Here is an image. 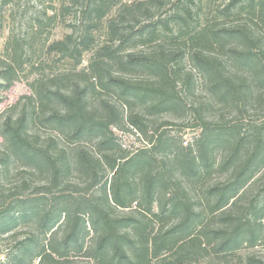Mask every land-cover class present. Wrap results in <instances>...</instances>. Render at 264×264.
Instances as JSON below:
<instances>
[{"label": "trees", "instance_id": "16d2710c", "mask_svg": "<svg viewBox=\"0 0 264 264\" xmlns=\"http://www.w3.org/2000/svg\"><path fill=\"white\" fill-rule=\"evenodd\" d=\"M119 1L62 0L61 12H75L80 25L47 51L69 69L39 77L27 105L0 120V232L25 218L41 226L13 251L0 250V264H72L74 254H84L87 264H205L209 250L220 259L245 255L247 264H264L254 252L238 254L264 245V199L250 195L264 177V120L244 137L234 122L264 112V0H229L224 13L250 15L232 27L198 25L201 0H175L163 19L157 10L171 0ZM103 28L107 41L96 44ZM175 42L185 46L173 48ZM188 45L208 78L214 119L206 123L197 108L204 128L198 149L169 157L156 172L149 147L123 150L114 128L129 124L145 134L151 112L177 105L168 85ZM136 68L154 79L126 76ZM100 90L117 93V101H93ZM41 116L54 130L43 138L32 129ZM156 141L164 143L161 136ZM218 143L227 149L221 158ZM215 166L224 174L210 181ZM72 171L88 182L86 190L69 186ZM37 175L46 181L27 192ZM88 226L93 236L86 245Z\"/></svg>", "mask_w": 264, "mask_h": 264}, {"label": "rangeland", "instance_id": "374dc122", "mask_svg": "<svg viewBox=\"0 0 264 264\" xmlns=\"http://www.w3.org/2000/svg\"><path fill=\"white\" fill-rule=\"evenodd\" d=\"M126 1L128 0H120L119 4L121 5ZM174 1L171 0L164 8L157 10L158 16H156V19L158 17L163 19L169 16L172 13L171 4ZM201 1L202 5L198 9L200 17L196 21L198 25L209 22L217 23L222 27H232L249 19L248 16L250 15L246 12L230 15L224 13L222 10L229 0ZM61 3L62 0H0V120L5 115L19 113L18 111L25 107V104L27 105L25 96L32 94V85L39 77H52L69 69V64L66 61H59L58 55L54 52L50 54L47 51L48 46L52 42L63 39L80 25L79 17L76 16L75 12L66 15L61 12ZM194 4L190 6L196 9L197 7ZM118 6L115 7L114 12H116ZM54 13H57L56 18L48 19V16H46ZM256 21L257 25L255 24V26L262 25L259 18ZM104 31L103 28L96 32L97 35H100L96 37V44L107 41ZM168 41L169 39L164 41L166 47H169ZM184 46L185 44L182 42H175V45L172 47L183 48ZM150 47L153 49L155 45ZM135 49L140 50L141 46H137ZM93 51L84 53L80 68L88 65L93 56ZM182 52L185 55L176 66V73L174 74L176 80L172 77L173 79L171 78V81H169L171 84L168 85V91L173 99H177L175 100L177 105L161 112H151L149 120L152 122L147 125L149 128H146L145 134H141L129 124H126L123 128H114L115 136L123 150L132 153L144 147H149V159H153L156 172L162 171L164 161L168 160L169 157H174L177 153L181 152L190 156V151L187 148L198 149L196 142L204 134V128L202 126L203 120H200L197 108L202 110L200 115H207L206 123L214 119V112L208 104L211 97V87L208 83V78L200 70L198 63L192 59L194 51H190V45ZM126 76L136 80H149L150 77L151 80L154 79V75L140 68L126 71ZM117 98V93L100 90L95 94L93 101H98V103L101 100L115 102ZM263 120L264 112L255 114L252 118L248 116L239 117L234 122L238 121V124L241 125V135L245 136L248 132L245 129L247 128L248 130L249 125L251 127V125L261 124ZM32 129L37 131L42 138L54 133L52 125L46 124L42 116L41 118H36V122L32 123ZM158 136L164 139V143L159 146L156 141ZM2 141L3 138L0 135V143ZM70 145L73 148H77L76 144L72 143ZM91 145L92 143L90 142L86 144L88 150L93 149ZM152 145L158 147L152 149ZM224 148L225 145L221 143L216 144V155L219 158L227 150ZM180 171H182L181 166ZM169 173L171 174V172ZM223 174L215 166L210 169L208 180L215 181L223 177ZM112 175L113 173L110 171L108 178L111 179ZM69 178V186L80 184L84 190L87 189L88 182H83L84 184L82 185V181L77 178L76 172L72 171L69 174ZM44 181H46L45 176H34L33 180L29 183L31 187L26 191L30 192L34 188L40 187ZM259 182L250 195H257V200H262L264 199V177ZM73 189L74 187L70 188L69 191L73 192ZM91 193L93 192L89 191L87 194ZM250 195L247 197L248 199L251 198ZM1 202H3V199L0 197V204ZM132 205L134 207L138 206L137 202H134ZM39 228L41 226L37 218H25L24 221L18 222L16 226H13L11 231L0 232V250L6 253L10 249L13 251L24 237L28 235L27 233L32 230L38 231ZM90 228L92 227L88 226L90 234L85 238L86 245L90 244L91 237L93 236V230ZM43 238L41 236V239ZM249 252H254L260 260L264 261V245L242 250L238 254L243 255ZM208 253L210 254L206 256L204 260L205 264H247L245 255L240 258L238 255L231 254L224 259H220L213 250H209ZM73 257L72 264H87L89 262V259L84 254H74ZM38 263V260H34V264Z\"/></svg>", "mask_w": 264, "mask_h": 264}]
</instances>
